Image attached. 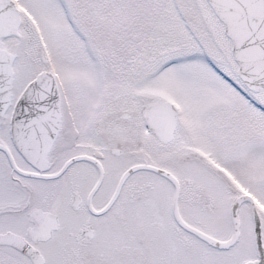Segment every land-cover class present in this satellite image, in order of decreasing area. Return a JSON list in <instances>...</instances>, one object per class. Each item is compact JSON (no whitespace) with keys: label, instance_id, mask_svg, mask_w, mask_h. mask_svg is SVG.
I'll list each match as a JSON object with an SVG mask.
<instances>
[{"label":"snow or ice","instance_id":"obj_1","mask_svg":"<svg viewBox=\"0 0 264 264\" xmlns=\"http://www.w3.org/2000/svg\"><path fill=\"white\" fill-rule=\"evenodd\" d=\"M0 264H264V0H0Z\"/></svg>","mask_w":264,"mask_h":264}]
</instances>
